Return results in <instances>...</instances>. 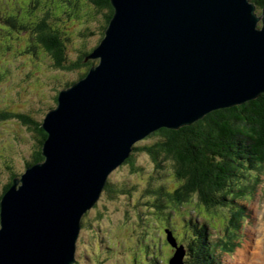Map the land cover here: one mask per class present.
Masks as SVG:
<instances>
[{
	"label": "water",
	"instance_id": "1",
	"mask_svg": "<svg viewBox=\"0 0 264 264\" xmlns=\"http://www.w3.org/2000/svg\"><path fill=\"white\" fill-rule=\"evenodd\" d=\"M88 75L43 119L46 159L0 203V264H75L85 215L137 142L264 93V8L252 0H112ZM170 264L186 248L171 230Z\"/></svg>",
	"mask_w": 264,
	"mask_h": 264
},
{
	"label": "rangeland",
	"instance_id": "2",
	"mask_svg": "<svg viewBox=\"0 0 264 264\" xmlns=\"http://www.w3.org/2000/svg\"><path fill=\"white\" fill-rule=\"evenodd\" d=\"M30 2L31 0H0V12L3 16L0 21V112L10 111L11 115L15 113L25 116L29 114V121H43L49 110L57 106L59 91L80 80L87 66L74 70L58 68L42 47H38L32 54L28 49L30 40H33L29 29L34 24L30 23L29 28L19 30L6 20L10 15H16V7H20L24 11L17 18L18 27L29 23L26 6ZM29 9L33 12L32 8ZM66 11L80 13H75L73 20ZM258 11L261 13V10ZM34 13L39 18L36 17V22L40 17L49 16L48 24L63 31L70 61H75L85 51L94 49L102 40L100 35L105 23V11L89 4L87 0H40ZM96 61L95 65L99 64L100 60ZM157 140L158 136L150 134L137 143L138 146L151 145ZM39 143L34 127L23 123L20 117L1 118L0 195L12 178L21 177L26 171L27 161L33 159ZM135 160L134 166L124 164L109 178L113 186L123 191L117 195L104 191L97 205L84 218L87 224L82 229L78 243L80 264H148L149 252L143 243L150 239L161 244V258L170 264L169 259L175 255L176 250L167 241L166 232L172 229L175 236L183 238L182 245H186V233L193 229L189 224L191 220L202 226L212 223L213 226L206 228L210 239L205 240L208 243L205 247L217 264H235L240 259L241 251L247 250L248 255L252 256L262 247L257 248L259 238L264 237V168L259 171L247 170L244 179L234 181V188L238 185H253L255 190L248 191L241 199L229 203V207L212 210L197 208L191 205L194 202L191 199L183 206L184 209L176 210L170 223H167V212L156 214L147 208L151 199L146 190L156 184L173 191L179 185L171 164L164 162L163 167L158 169L153 159L143 151L135 152ZM227 209L241 210L232 224L229 217L231 213ZM240 222L243 224L242 228L239 227ZM228 224L231 225L226 234ZM201 228L203 230L204 226ZM226 242L230 247L229 251L223 248ZM216 245L219 251L213 250L212 254L210 248L214 249ZM111 247L113 248L110 250ZM187 254L189 255V251L186 250L184 262L186 258H190Z\"/></svg>",
	"mask_w": 264,
	"mask_h": 264
},
{
	"label": "trees",
	"instance_id": "3",
	"mask_svg": "<svg viewBox=\"0 0 264 264\" xmlns=\"http://www.w3.org/2000/svg\"><path fill=\"white\" fill-rule=\"evenodd\" d=\"M75 1L78 2L80 0ZM87 1L101 11H105V23L100 35L103 38L115 12L112 0ZM252 1L256 3L258 10L262 11L264 0ZM39 3L40 0H31L30 4L26 6L28 7L27 13H29L30 18L29 23L18 27L19 21L17 18L20 12L24 11L20 7H16V15H10L6 18L7 22L19 30L20 28L21 30L29 28L30 23L34 24L29 29V34L31 32L30 35L33 40H30L28 49L31 50L32 54L37 51L38 47H42L51 56L55 66L58 68L74 70L87 66L86 71L81 75V78H84L97 62L96 59L90 58L97 46L92 50L85 51L77 60L70 61L67 57L66 42L62 35L63 31L55 29L48 24L49 16L40 17V20L36 22L38 16L34 12L37 11ZM29 8H32L33 12H30ZM35 9L36 11H34ZM66 13L73 19L76 12L72 14L66 11ZM78 13L80 11L76 15ZM1 18L3 16L0 12V21ZM58 95L56 105L59 103ZM9 113L10 111L0 112V120L11 116L20 117L23 123L34 127L38 135L40 143L33 153V159L27 161L26 167L28 168L44 161L46 157L43 154V145L49 137V133L43 128V121H29V114L25 116L15 113L11 115ZM151 135L158 136V140L151 145L138 146L137 143L134 152L124 164L130 163L134 166L136 162L135 152H146L153 159L155 167L158 169L163 167L164 162L170 163L179 185L173 191H169L167 187L164 188L161 185L156 186V184L148 188L146 192L149 194L151 201L147 208L150 211L156 214L167 212V223H170V219L174 217L176 210L184 209L183 206L190 202L191 199H194L191 205L197 208L202 207L212 210L224 206L229 207V203H234L241 199L246 192L255 190L253 185H238L234 188V181L239 182L244 179L247 170L254 169L259 171L264 168V93L258 98L249 100L241 105L215 110L191 125L183 126L180 129L162 128ZM259 180L260 176L257 177V181ZM13 183L14 178L4 187L0 195V203L3 195L11 188ZM106 191L110 192V194L112 193V195H117L123 189H117L111 184L109 179L105 188ZM154 209L158 211L156 212ZM226 211L229 214L231 213L229 216L231 224L234 222L233 219L241 213V210L231 211L227 209ZM88 214L89 212L85 215V219ZM242 222H240V228L243 226ZM86 224L83 219V228ZM189 224L193 229L191 232L186 233L188 241L185 242L186 245L184 246L189 251L187 256L190 258L189 260L186 258L185 264H217L213 256L211 255L210 257V254H208L210 252L206 248L208 246L207 241L210 239L206 228L211 227L212 223H205L203 230L201 228L203 227L202 225L194 224L192 220ZM231 224L227 225L226 234H228V228ZM200 228L201 233L198 232ZM170 230L176 240H179L177 242L182 245L183 238L175 236L174 231ZM206 239L207 241H205ZM227 244V242L223 244V248L229 251L230 247ZM143 245L149 252L148 264H168L161 258L162 247L160 243H156L154 240L152 242V239H150L149 241L146 240ZM218 245L220 247V239ZM218 245L214 249L210 248L212 254L213 250L219 251ZM75 264H80V261L78 260Z\"/></svg>",
	"mask_w": 264,
	"mask_h": 264
},
{
	"label": "bare ground",
	"instance_id": "4",
	"mask_svg": "<svg viewBox=\"0 0 264 264\" xmlns=\"http://www.w3.org/2000/svg\"><path fill=\"white\" fill-rule=\"evenodd\" d=\"M259 246L262 245L261 248L258 249V251H255L252 256L248 255L247 250H243L239 253L240 259L235 264H264V237L259 238ZM239 257V256H238ZM237 257V259H238ZM236 259V261H237ZM253 260V261H252Z\"/></svg>",
	"mask_w": 264,
	"mask_h": 264
}]
</instances>
